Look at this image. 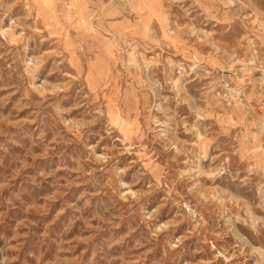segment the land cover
I'll return each instance as SVG.
<instances>
[{
  "label": "rangeland",
  "instance_id": "rangeland-1",
  "mask_svg": "<svg viewBox=\"0 0 264 264\" xmlns=\"http://www.w3.org/2000/svg\"><path fill=\"white\" fill-rule=\"evenodd\" d=\"M0 264H264V0H0Z\"/></svg>",
  "mask_w": 264,
  "mask_h": 264
}]
</instances>
